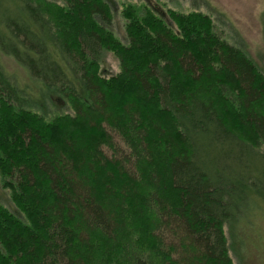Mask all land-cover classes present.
I'll return each mask as SVG.
<instances>
[{"label": "trees", "instance_id": "obj_1", "mask_svg": "<svg viewBox=\"0 0 264 264\" xmlns=\"http://www.w3.org/2000/svg\"><path fill=\"white\" fill-rule=\"evenodd\" d=\"M123 14L126 43L106 0H0V178L16 210L0 204V264H115L120 249L124 264H233L225 226L264 204V73L208 15ZM55 101L73 114L47 112ZM103 125L150 169L139 183L104 155ZM116 181L145 190L136 212L160 260L116 245L121 220L97 192L119 190L130 213Z\"/></svg>", "mask_w": 264, "mask_h": 264}, {"label": "rangeland", "instance_id": "obj_2", "mask_svg": "<svg viewBox=\"0 0 264 264\" xmlns=\"http://www.w3.org/2000/svg\"><path fill=\"white\" fill-rule=\"evenodd\" d=\"M112 10V20L109 26L110 30L124 43L127 41L125 26L127 19L123 11L129 6L150 7L154 13L161 18L166 11L175 10L184 14L200 12L210 16L214 21L216 33L222 36L231 45L239 47L264 73V0H106ZM61 2V1H60ZM55 3V2H53ZM57 3V2H56ZM101 61V70L107 77L114 76L120 71L119 60L113 52L103 51ZM1 62L6 70L14 76L20 83H27L26 72L12 60L2 57ZM57 108L55 107V105ZM58 111L61 114H73L69 105H62L61 102H52L47 112ZM49 118V117H47ZM107 133L112 137L115 150L104 145L102 151L109 159H116L123 163L124 168L129 173L134 174L138 179V183L142 177L147 175L146 163L140 161L136 168V154L128 146L127 142L114 130L107 125H103ZM239 126V125H238ZM260 147V146H259ZM81 148V147H80ZM261 148L260 150H262ZM72 154V153H71ZM77 152H73L72 157H77ZM158 168L154 165L151 171ZM87 177L88 181L93 178L88 172L82 173ZM114 182L112 185L116 189L127 187L123 190V197L127 196L128 200L124 203L130 213L121 209V201L123 200L120 191L113 197L108 193V197L97 188L98 196L102 198L108 209L117 219L121 220L122 226L117 237L121 240L120 245L124 247V253L128 257L135 248L144 250L155 259L160 260L156 244L150 241L149 232L152 231V220L141 213H137L139 203L135 199H143L145 190L137 184ZM127 191V192H126ZM110 192V191H108ZM134 197V199H133ZM0 204L16 211L11 204L9 191L4 189L0 178ZM123 207V206H122ZM134 210V213L132 212ZM122 215H121V214ZM123 218V220H122ZM229 255L233 264H264V204L258 203L253 207L248 218L244 217L241 222L232 229L225 226L224 228ZM118 239V240H119ZM149 241V243L147 242ZM118 245V246H119ZM118 259L115 264H124L122 260L121 249L116 252ZM124 256V255H123ZM124 258H126L124 256Z\"/></svg>", "mask_w": 264, "mask_h": 264}]
</instances>
